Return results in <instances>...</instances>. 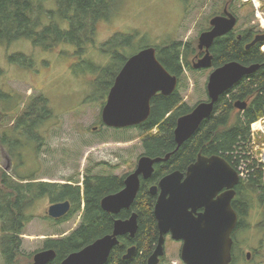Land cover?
I'll list each match as a JSON object with an SVG mask.
<instances>
[{
    "label": "rangeland",
    "instance_id": "obj_1",
    "mask_svg": "<svg viewBox=\"0 0 264 264\" xmlns=\"http://www.w3.org/2000/svg\"><path fill=\"white\" fill-rule=\"evenodd\" d=\"M227 1L114 0L109 18L97 24L92 42L86 44L80 57L75 55L76 48L71 45H60L51 52L35 48L27 41H17L7 47L0 44V90L12 97L9 102H0L3 113L1 132L13 124L9 118L17 116L27 101L37 94L48 99L52 112L51 118L37 132L43 140L37 142L33 150L22 147L24 155L20 162L12 160L7 149L0 145V169L5 171L9 162L10 168L5 172L11 177L15 176L16 168L20 175H32L38 182L72 181L78 185H82L89 172L95 176L111 174L117 178L132 173L143 154L140 131L137 128L116 131L101 124V110L112 78L102 69L110 68L114 74L123 62V59L112 60L111 51H118L123 58H128L145 48H153L159 56L160 48L178 41L189 45L186 60L192 67L198 36L206 30L210 17L220 12ZM256 1L260 13L264 15V0ZM244 2H231L236 8L241 4L235 33L244 31L248 26L255 27V31L259 28L252 2ZM52 3L47 1L43 8L51 9ZM115 35L119 38L115 44L122 42L119 49L109 46L103 50L102 46ZM125 36L132 37L128 44L123 43ZM16 54L30 57L35 67L26 69L10 63L9 57ZM211 72L212 68L190 70L183 65L177 86L183 104L193 108L207 100L206 84ZM17 101L18 105L11 108ZM249 155L264 171V135L259 131H252ZM244 164L242 172L246 179L248 163ZM50 204V199L43 197L27 211V216L31 218L21 235L22 253L14 264H28L29 255L42 250L46 240L61 239L78 228L80 212L66 221L55 223L46 215ZM249 204L246 208V227L237 240L240 253L250 252L251 256L245 260L236 249L234 264H264V211H261L255 198ZM178 249L179 244L166 239L163 264H183ZM0 264H3L1 255Z\"/></svg>",
    "mask_w": 264,
    "mask_h": 264
},
{
    "label": "trees",
    "instance_id": "obj_2",
    "mask_svg": "<svg viewBox=\"0 0 264 264\" xmlns=\"http://www.w3.org/2000/svg\"><path fill=\"white\" fill-rule=\"evenodd\" d=\"M47 1L53 2L51 9L43 8ZM113 1L0 0V44L7 47L17 41H27L35 48L51 52L60 45H71L76 48L75 55L80 57L86 44L92 42L97 24L109 18ZM251 31L259 33L258 30ZM249 32H241L239 40L233 34L216 40L212 50V66L217 68L227 62L236 61L245 66L257 64L259 69L242 78L222 95L214 106L212 116L178 149L173 137L177 119L190 113L192 108L181 102L178 89L168 97L157 95L152 99L149 118L137 127L142 136V155L161 159L170 155L171 167L158 166L151 182H156L167 171L182 170L199 153L221 156L236 154L248 163L249 172L244 181L247 190L246 207L250 206L249 201L259 192L264 201V171L249 155L250 126L264 116V52L260 49L261 44L246 49L250 41V35H247ZM125 37L123 43L128 44L132 37ZM118 39V35L113 36L102 46L103 50H107L109 46L119 49L122 42L115 44ZM103 50L102 52H106ZM188 53L189 45H182L178 41L159 49L157 59L171 75L178 78V83L183 65L192 70L186 60ZM110 55L112 60L123 59L121 67L129 58H123L115 50H112ZM9 61L26 69L35 67L33 60L22 54L9 57ZM104 69L102 71L109 77L112 75L106 90L108 94L119 70L112 74L110 68ZM11 99L8 93L0 90V102H9ZM236 101H245L247 108L243 112L234 113L233 103ZM17 105L18 101L11 108ZM51 114L48 99L37 94L27 101L17 116L9 118L10 122H13L11 126L1 132L0 125V145L7 149L12 160L20 162L24 155L23 151L21 152L22 147H30L33 150L34 145L43 140L37 132L43 123L51 118ZM2 116L0 110V119ZM89 173L83 178L82 187L77 184L52 186L45 182H34L36 178L32 175L16 176V179H12L0 169V250L6 259H13L15 252L20 250L21 235L31 218L26 213L35 201L43 197H48L51 203H71V211L65 220L81 212V206L84 204L76 230L61 239L45 241L43 249H54L57 255L56 261L50 264H59V259L77 252L96 238L109 233L110 218L100 210L98 203L102 196L118 192L123 186L124 178H101ZM25 180L29 182H20ZM153 203L154 198L149 194L147 186H141L131 206V210L136 212L139 218L137 232L131 240L132 244L137 245L135 259L129 263L117 260L116 264H137L141 247L149 248L155 242L157 232L152 212ZM58 222L60 221H55ZM125 244L124 242L114 250L123 251L122 246ZM112 257L113 253L109 256L108 264L112 263Z\"/></svg>",
    "mask_w": 264,
    "mask_h": 264
},
{
    "label": "water",
    "instance_id": "obj_3",
    "mask_svg": "<svg viewBox=\"0 0 264 264\" xmlns=\"http://www.w3.org/2000/svg\"><path fill=\"white\" fill-rule=\"evenodd\" d=\"M211 30L203 32L198 38V49L205 50L202 58L192 62L194 70H207L209 74L206 92L207 100L195 105L191 112L177 119L173 132L176 149L188 141L199 129L203 121L209 119L219 98L246 76L259 69V65H242L236 61L213 68L209 49L214 40L230 33L236 19L229 13L213 17ZM264 42V35H257L246 49ZM178 86V78L171 75L160 63L156 50L145 48L130 56L123 64L108 91L101 110V122L110 129H127L146 122L151 112V101L161 95H172ZM233 107L243 112L245 101H236ZM164 159L141 156L136 169L127 175L124 188L101 200V209L107 213L118 214L133 204L139 191L140 179L152 175L153 165ZM9 169V165L5 171ZM238 182L237 173L218 155L204 157L188 166L186 173L174 171L164 176L157 186L150 188L151 195H157L153 216L159 233L157 245L147 264H159L164 255V236L170 234L175 241L182 243L180 258L183 264H230L232 239L236 225V214L231 207L233 187ZM226 188L227 191L215 199ZM159 190V192H158ZM204 211L197 214V210ZM71 209L69 201L53 203L48 207L47 216L60 219ZM136 214L127 220H116L111 235H106L70 253L61 264H105L110 251L118 245V238L137 231ZM135 247L127 250L123 259H129ZM54 249H43L33 257L32 264H48L54 260ZM247 258H249L247 256Z\"/></svg>",
    "mask_w": 264,
    "mask_h": 264
},
{
    "label": "flooded vegetation",
    "instance_id": "obj_4",
    "mask_svg": "<svg viewBox=\"0 0 264 264\" xmlns=\"http://www.w3.org/2000/svg\"><path fill=\"white\" fill-rule=\"evenodd\" d=\"M235 1H238V2H243V3H245L244 1L245 0H229V1H227L224 5H223V7H222V9H221V11L220 12H218V13H215V14H213L212 15V17H210V19L208 20V26H207V28H206V30L204 31V32H206V31H209V30H211V26H210V24H209V22H210V20L213 18V17H217V16H226V13H229V14H231L232 16H234L235 17V19H236V24H235V27L233 28V30L230 32V33H228L227 35H225V36H222V37H220V38H217V39H215L214 40V42H213V44L211 45V47H210V49H209V53H210V55L212 56V60H213V54H212V50H213V47H214V43L216 42V40H218V39H222V38H225V37H227V36H229V35H231V34H233L234 36H236V38L239 40L240 38H241V32H243V31H241V32H238V33H235L234 32V30L237 28V25H238V22H239V15H238V9L240 8V5L241 4H239V7L238 8H236V7H234L233 6V3L235 2ZM231 2H233V3H231ZM252 29H256L255 27H252V26H248L247 28H245V30L244 31H247V32H249V31H251ZM259 29V28H258ZM203 33V32H202ZM250 33V32H249ZM201 34V33H200ZM263 33H261V35H262ZM248 36H249V42L247 43V44H249L257 35H259V33L257 32V33H254L253 31H251V33L250 34H247ZM264 35V34H263ZM198 38H199V36H198ZM198 38H197V45H196V53H195V59H194V61H197L198 59H200V58H202L203 57V55L205 54V50L203 49V50H199L198 49ZM259 44H261V46H260V49L262 48V46L264 45V42L263 43H257L256 45H254V46H258ZM254 46H252V47H254ZM214 68V67H213ZM225 94V93H224ZM223 94V95H224ZM234 108V107H233ZM213 112H214V110H213ZM235 112H240V111H238V110H236L235 108H234V113ZM213 114V113H212ZM212 116V115H211ZM207 120H205V121H203V122H206ZM202 122V123H203ZM101 124H102V122H101ZM103 125V124H102ZM138 126H136V127H133V128H137ZM107 128V127H106ZM123 130H125V129H123ZM97 131V130H96ZM199 155H201V156H204V157H210V156H212V155H205V154H201V153H199V154H196L195 156H194V158L192 159V161H190L189 163H187L184 167H183V169L182 170H170V171H167V172H165L163 175H161L159 178H158V180L156 181V182H151L150 180H151V178L153 177V175H154V173H155V170H156V168L158 167V166H160V167H163V168H169V167H171L169 164V160H170V156H169V158L167 159V160H165V161H161V162H158V163H155L154 165H153V172H152V175L150 176V178H148V179H143L142 177H139V179H140V184H139V189H140V187L141 186H147V190H148V192L150 191V188L151 187H153V186H157L158 185V182L164 177V176H166V175H168V174H170V173H172V172H174V171H179V172H181L182 174H185L186 173V170H187V168H188V166L189 165H191V164H193L196 160H197V158H198V156ZM141 156H146V155H141ZM140 156V157H141ZM218 156H220V157H222L227 163H228V165L237 173V175H238V182L235 184V186L233 187V191H234V195H233V198H232V200H231V207H232V209L234 210V212H235V214H236V225H235V227H234V229H233V231H232V234H231V239H232V249H231V263L230 264H234L235 263V261H236V257H237V255H236V253H235V250L237 249V250H239V255H240V257L241 256H244V258H245V260H249V258H247V256L249 257V256H251V253L250 252H246V253H244V255H243V253H240V247H239V245H238V237H239V235H240V233L242 232V231H244L245 230V227H246V224H245V216H246V192H247V190H246V186H245V178H244V176H243V170H244V168L243 167H245V164H244V162H245V160L243 159V158H241V157H237V155L236 154H233V155H230V156H221V155H218ZM139 157V158H140ZM149 157V156H148ZM138 158V159H139ZM150 158H153V157H150ZM165 158V157H164ZM164 158H162V159H164ZM9 160V159H8ZM138 161V160H137ZM8 165H9V168H10V163L8 162ZM7 165V166H8ZM15 169V171H14V177L12 176H10L8 173H6L4 170V172L7 174V175H9L12 179H16V176H23V175H20L17 171H16V168H14ZM136 169V168H135ZM26 176H30V175H26ZM96 176H99V177H107V176H109L110 178H117L116 176H114V175H96ZM101 177V178H102ZM127 177V175H125V176H123V186H122V188L119 190V191H121L123 188H124V181H125V178ZM21 183H27V182H29L28 180H25V181H20ZM34 182H38L37 181V179L34 181ZM50 185H52V186H65V185H70V186H75V183H73L72 181H70V182H65V183H57V182H50L49 183ZM78 185V184H77ZM78 186H82L81 184L80 185H78ZM118 191V192H119ZM227 191V189L226 188H224V189H222L217 195H216V197H215V199H217L219 196H221L224 192H226ZM158 192H159V190H158ZM117 193V192H116ZM111 194H114V193H109V194H106V195H104V196H102V198L100 199V201H99V203H98V206H99V208H100V210L102 211V212H104L109 218H110V229H109V233H106V234H104V235H102V236H100V237H98V238H96L95 240H97V239H99V238H102V237H104V236H106V235H111L112 234V231H113V225H114V222L116 221V220H127V219H129L133 214H136V216H137V218H136V222H137V229H138V226H139V218H138V214L136 213V212H134V211H132L131 210V207L130 208H128V209H123V210H121L118 214H111V213H107V212H105V211H103L102 209H101V200L104 198V197H106V196H108V195H111ZM149 194H150V192H149ZM151 195V194H150ZM153 198H154V203H153V208H154V205H155V201H156V199H157V195H151ZM254 198H255V201L257 202V205L260 207V209H261V211H264L263 209H264V201H263V197L260 195V192L258 193V195H256V196H254ZM59 202H64V201H59ZM55 203H57V202H55ZM51 204H53V203H51ZM50 204V205H51ZM71 204V203H70ZM49 205V206H50ZM72 206V205H71ZM132 206V205H131ZM82 208H81V216H82V212L84 211V204L81 206ZM48 210V209H47ZM70 211H71V209H70ZM70 211L68 212V214L66 215V216H64V217H62V218H60V219H51V218H49L48 216V218L50 219V220H52V221H60V222H62V221H66L65 219L69 216V213H70ZM204 210L201 208V209H199V210H197V214L198 213H201V212H203ZM152 212H153V209H152ZM46 215H47V211H46ZM81 216H80V218H81ZM154 217V216H153ZM155 219V218H154ZM155 223H156V220H155ZM137 232V231H136ZM156 232H157V235H156V240H155V242H153L150 246H149V248L147 247V248H143V247H141V252L139 253V258H137V264H147V262H148V259H149V257H150V255L153 253V251H154V249H155V247H156V245H157V242H158V237H159V233H158V230H157V223H156ZM136 234V233H135ZM135 236V235H134ZM134 236L133 237H131L130 235H125V236H122V237H119L118 238V245L117 246H115L111 251H110V253H109V256H110V254L111 253H113V257H112V263L111 264H116L115 262L117 261V260H120L121 262H124V263H129V262H131V261H133L134 259H135V255H136V252H137V245L136 244H132V242H131V240L134 238ZM166 239H169V240H171V241H173L174 242V244H179V249H178V255H179V258H180V250H181V246H182V243L181 242H179V241H175V240H173L172 238H171V236H170V234H167V235H165L164 236V244H163V248H164V255H163V257H161L160 259H159V264H163V262H164V257H165V253H166V251H165V240ZM94 240V241H95ZM93 241V242H94ZM126 243L125 245H123L121 248L122 249H124L123 251L121 250V251H116V250H114L115 248H117V247H120L123 243ZM261 242V241H260ZM92 243V242H91ZM90 243V244H91ZM89 245V244H88ZM87 246V245H86ZM85 247V246H84ZM84 247H82V248H84ZM132 247H135V251H134V254L129 258V259H127V260H124L123 259V257H124V255L127 253V250L128 249H130V248H132ZM81 248V249H82ZM80 249V250H81ZM43 250V249H42ZM255 251H257V249L255 248L254 249ZM40 250H38V251H35L34 253H32V254H30L29 255V260H28V264H32L33 263V257H34V255L36 254V253H38ZM79 251V250H78ZM22 253V251L21 250H18V251H16L15 252V256H14V258L13 259H6L5 258V255H4V253L2 252V251H0V255H1V258H2V260H3V264H14V262H16V260H17V257L20 255ZM69 255V254H68ZM67 255V256H68ZM66 256V257H67ZM109 256H108V258H107V261H106V263L105 264H108V260H109ZM66 257H64V258H66ZM64 258H62V259H59L58 260V262H59V264H61V262L63 261V259ZM56 259H57V255H56V257H55V259L54 260H52V261H50L48 264H50V263H52V262H54V261H56ZM180 260H181V258H180ZM182 262V261H181Z\"/></svg>",
    "mask_w": 264,
    "mask_h": 264
},
{
    "label": "built area",
    "instance_id": "obj_5",
    "mask_svg": "<svg viewBox=\"0 0 264 264\" xmlns=\"http://www.w3.org/2000/svg\"><path fill=\"white\" fill-rule=\"evenodd\" d=\"M251 1L253 2V5H254V15H255L256 21L258 22L259 28L262 31H264V15L260 13L258 3H256L255 0H251ZM262 51H264V45L262 47ZM255 125H258V126L255 127ZM251 130L253 132L259 131L264 135V116L260 118L256 123L251 125ZM252 131H251V134H252ZM262 161L264 162V157L262 158Z\"/></svg>",
    "mask_w": 264,
    "mask_h": 264
},
{
    "label": "bare ground",
    "instance_id": "obj_6",
    "mask_svg": "<svg viewBox=\"0 0 264 264\" xmlns=\"http://www.w3.org/2000/svg\"><path fill=\"white\" fill-rule=\"evenodd\" d=\"M258 125H255V127H257Z\"/></svg>",
    "mask_w": 264,
    "mask_h": 264
}]
</instances>
